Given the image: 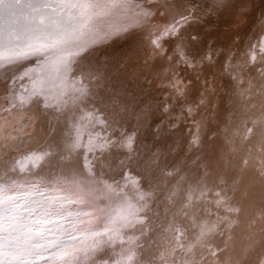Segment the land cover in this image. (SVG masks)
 <instances>
[{
    "label": "snow or ice",
    "instance_id": "snow-or-ice-1",
    "mask_svg": "<svg viewBox=\"0 0 264 264\" xmlns=\"http://www.w3.org/2000/svg\"><path fill=\"white\" fill-rule=\"evenodd\" d=\"M256 7L0 0V264H264V0L226 45L196 27ZM125 68L162 97L131 128ZM47 115L63 133L33 146Z\"/></svg>",
    "mask_w": 264,
    "mask_h": 264
},
{
    "label": "rangeland",
    "instance_id": "rangeland-1",
    "mask_svg": "<svg viewBox=\"0 0 264 264\" xmlns=\"http://www.w3.org/2000/svg\"><path fill=\"white\" fill-rule=\"evenodd\" d=\"M255 3L257 4V7L249 14V16L240 20H234L235 18H233L232 14L225 13L219 17L214 16L210 21L196 25V27L200 28L202 31L210 32L211 38L221 46L237 39V33L241 36L251 35L252 30L256 26V19L260 14L259 0H255ZM128 57H134L133 45L125 42L114 44L111 47H103L97 52L98 59H109L113 64L117 61L124 62ZM112 79L114 81L124 80L128 85V94L126 98L128 102V111L125 114L126 127H134L137 124V114H139L140 110L149 104H151L154 108L157 101L162 98L158 91H142L140 85L143 84V78L141 77L138 83L135 76L131 74L130 68H125L121 72H114L112 74ZM218 83L219 86L224 89L219 94L221 98L219 102L222 104L226 101L225 92L227 89L225 86L227 81L220 80ZM42 117L45 118L47 134L45 137L33 144V146L38 143H43L45 140H59L64 130V121L62 118L59 122H57L52 115ZM156 119L158 120L159 117L157 116ZM149 123H152L151 118H149ZM188 126L189 125L187 123H181L180 130H173L176 134L169 139L168 143H172L174 140L179 139L181 133L186 136ZM53 129H55V131H53ZM143 138L145 144L150 145L152 143V136L148 135L146 132H144ZM178 153L179 150L176 153H172V155L169 156V160L173 159L176 155H178ZM258 210L257 201V207L251 209L250 211L255 214Z\"/></svg>",
    "mask_w": 264,
    "mask_h": 264
},
{
    "label": "bare ground",
    "instance_id": "bare-ground-1",
    "mask_svg": "<svg viewBox=\"0 0 264 264\" xmlns=\"http://www.w3.org/2000/svg\"><path fill=\"white\" fill-rule=\"evenodd\" d=\"M234 20H237V18L232 15ZM29 131L33 132V135L36 139L32 141V145L35 144L38 140L42 139L45 137L47 134V129H46V123H45V118L40 116V118L36 121V126L34 129H29Z\"/></svg>",
    "mask_w": 264,
    "mask_h": 264
}]
</instances>
